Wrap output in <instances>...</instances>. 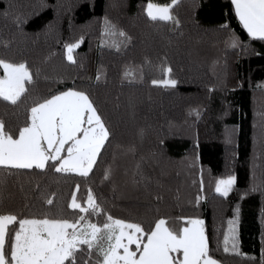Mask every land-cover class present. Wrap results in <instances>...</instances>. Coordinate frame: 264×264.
I'll list each match as a JSON object with an SVG mask.
<instances>
[{
    "label": "trees",
    "instance_id": "trees-1",
    "mask_svg": "<svg viewBox=\"0 0 264 264\" xmlns=\"http://www.w3.org/2000/svg\"><path fill=\"white\" fill-rule=\"evenodd\" d=\"M148 3L0 0V58L25 62L34 75L20 103L0 101L6 130L16 136L31 106L75 89L90 96L111 133L87 178L51 164L0 169V214L74 219L79 213L67 205L79 184V202L91 188L114 218L145 231L161 218L176 231L201 219L213 258L264 264V40L248 35L231 0H179L172 9L178 26L151 21ZM77 42L72 63L66 46ZM165 79L177 83H152ZM230 176L236 182L225 197L215 181ZM89 218L103 223L105 216ZM233 220L239 255L223 251ZM17 227L9 226L6 249ZM99 260L95 252L77 255V264Z\"/></svg>",
    "mask_w": 264,
    "mask_h": 264
},
{
    "label": "snow or ice",
    "instance_id": "snow-or-ice-1",
    "mask_svg": "<svg viewBox=\"0 0 264 264\" xmlns=\"http://www.w3.org/2000/svg\"><path fill=\"white\" fill-rule=\"evenodd\" d=\"M178 3L179 0H171L169 4L159 5L149 0L146 15L151 21L178 26L179 20L172 14ZM231 3L248 35L264 40V0H231ZM105 23L115 31L114 25L107 20ZM119 35L125 34L120 32ZM79 43L66 46L67 59L72 63H75L72 53ZM0 68L3 69L0 101L15 106L29 91L27 85L34 83V75L25 62L13 63L0 58ZM171 71V68L165 70L167 75ZM131 74L126 71L125 77ZM152 83L174 87L177 81L165 79ZM29 113L28 122L16 136L6 130L0 119V169L43 171L51 164L56 173L87 178L111 135L90 96L84 91L69 89L35 103ZM109 178L110 169L104 174L105 180ZM234 183L235 177L220 179L215 191L226 197ZM79 188L77 184L67 205L73 212L78 211L74 219L49 212L31 218L0 214V264H77L78 253L85 250L89 256L95 252L100 258L99 264H220L210 255L203 220L187 219L186 226L176 231L161 218L151 230L145 231L139 223L107 214L91 188L87 189L86 201L82 204L76 194ZM45 203L52 206L54 199L46 198ZM102 213L103 223L89 218ZM236 223L237 220L229 222L223 251L239 255ZM14 224L18 227L9 250L6 239L9 226ZM172 253H182V259Z\"/></svg>",
    "mask_w": 264,
    "mask_h": 264
},
{
    "label": "rangeland",
    "instance_id": "rangeland-1",
    "mask_svg": "<svg viewBox=\"0 0 264 264\" xmlns=\"http://www.w3.org/2000/svg\"><path fill=\"white\" fill-rule=\"evenodd\" d=\"M158 4V3H156ZM159 5H165V4H159ZM80 44V43H79ZM76 49V48H75ZM137 78V77H135ZM230 177H235V176H230ZM228 178V177H227ZM227 178H216V181H215V188L214 190L216 189V185H217V182L220 180V179H227ZM235 182H236V177H235ZM235 184V183H234ZM234 186V185H233ZM232 186V188H233ZM133 250V249H132ZM171 255L177 257L178 259H182V254L181 253H172Z\"/></svg>",
    "mask_w": 264,
    "mask_h": 264
},
{
    "label": "crops",
    "instance_id": "crops-1",
    "mask_svg": "<svg viewBox=\"0 0 264 264\" xmlns=\"http://www.w3.org/2000/svg\"><path fill=\"white\" fill-rule=\"evenodd\" d=\"M168 226V225H167ZM182 254V253H181ZM220 264H222V263H220Z\"/></svg>",
    "mask_w": 264,
    "mask_h": 264
}]
</instances>
